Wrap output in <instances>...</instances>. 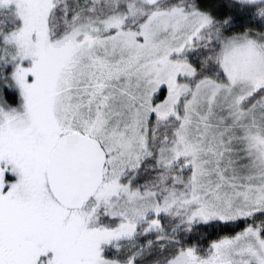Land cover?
<instances>
[{"label": "rangeland", "instance_id": "obj_1", "mask_svg": "<svg viewBox=\"0 0 264 264\" xmlns=\"http://www.w3.org/2000/svg\"><path fill=\"white\" fill-rule=\"evenodd\" d=\"M95 1L66 0L73 24L55 39L59 0H0L20 21L0 31V63L11 66L21 98L6 106L0 91V264H136L106 248L162 230V215L174 213L179 230L264 209V95L248 103L264 87V32L226 36L187 3ZM82 10L108 13L77 20ZM211 38L221 42L223 78L195 80L188 52ZM166 122L173 135L164 126L162 138ZM154 129L166 193L141 190L129 176L153 154ZM70 131L99 139L108 154L104 181L80 210L45 187L50 153ZM101 209L119 221L96 225ZM166 264H264V240L249 229Z\"/></svg>", "mask_w": 264, "mask_h": 264}, {"label": "trees", "instance_id": "obj_2", "mask_svg": "<svg viewBox=\"0 0 264 264\" xmlns=\"http://www.w3.org/2000/svg\"><path fill=\"white\" fill-rule=\"evenodd\" d=\"M96 1L100 2V0ZM179 3H187L208 13L215 20L213 28L222 29L226 36L239 35L245 32H264V0H165L162 6L166 8ZM79 13L82 16L81 18L78 17L77 20H87L97 19L100 15L105 16L108 11L105 10V12L96 13V15L91 10H82ZM68 15L66 0H59V5L51 17L52 35L55 39L63 36L71 28L73 21L69 20ZM11 18L12 11L10 9H0V31L19 26L20 21H10ZM195 45L196 47L189 51L187 56L196 69L195 80L223 78L218 56L221 49L220 40L218 38L204 39ZM10 67L6 62L0 63V82L2 83H0V91L2 90V98L6 106L16 107L20 104L21 98L18 91L10 86L12 85L9 77ZM263 95L264 87L250 96L248 103L251 104ZM164 126L169 127L173 135L174 127L172 123L166 122L157 129L160 137L165 136L163 134ZM155 131L154 129L151 134L155 138L154 144L159 139L158 135L153 134ZM168 133V138L171 140L172 138L169 137L171 131H168ZM159 143L161 142L159 141ZM159 143L155 145V149L153 147V154L146 158L135 170H132L129 176L134 177V186L141 190H159L166 193V189L172 188L170 187L171 183L161 180L160 176L156 177L157 171L160 170L156 159ZM172 174L173 171L171 170L170 175L173 176ZM45 185L49 197L57 202L47 186L46 171ZM164 188L165 190H163ZM174 218V213L162 215V230L147 233L140 231L131 238L120 240L119 246H108L105 255L109 258L121 260L135 257L136 264H166L185 248H193L198 254L204 255L214 242L225 237L236 236L249 229H259V234L264 240V209L234 220L213 219L201 221L188 227H182L179 230L175 228L179 221ZM118 221L119 217L111 216L101 209L97 214L95 223L100 226H114Z\"/></svg>", "mask_w": 264, "mask_h": 264}, {"label": "water", "instance_id": "obj_3", "mask_svg": "<svg viewBox=\"0 0 264 264\" xmlns=\"http://www.w3.org/2000/svg\"><path fill=\"white\" fill-rule=\"evenodd\" d=\"M107 160L99 139L79 132L62 134L46 166L51 195L66 209L84 208L104 181Z\"/></svg>", "mask_w": 264, "mask_h": 264}, {"label": "flooded vegetation", "instance_id": "obj_4", "mask_svg": "<svg viewBox=\"0 0 264 264\" xmlns=\"http://www.w3.org/2000/svg\"><path fill=\"white\" fill-rule=\"evenodd\" d=\"M96 93V91H94V94ZM70 132H74V131H70ZM67 133V132H66Z\"/></svg>", "mask_w": 264, "mask_h": 264}]
</instances>
